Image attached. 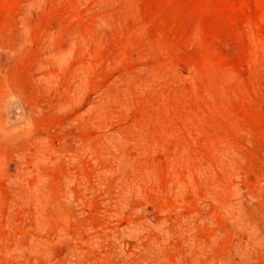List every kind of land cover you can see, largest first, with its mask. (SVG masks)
<instances>
[{
	"label": "rangeland",
	"instance_id": "1",
	"mask_svg": "<svg viewBox=\"0 0 264 264\" xmlns=\"http://www.w3.org/2000/svg\"><path fill=\"white\" fill-rule=\"evenodd\" d=\"M0 264H264V0H0Z\"/></svg>",
	"mask_w": 264,
	"mask_h": 264
}]
</instances>
